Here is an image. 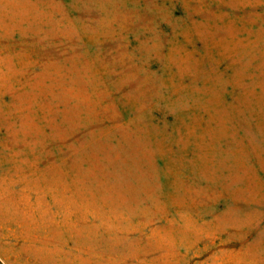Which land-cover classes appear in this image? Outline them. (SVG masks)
Returning <instances> with one entry per match:
<instances>
[{"label": "rangeland", "instance_id": "obj_1", "mask_svg": "<svg viewBox=\"0 0 264 264\" xmlns=\"http://www.w3.org/2000/svg\"><path fill=\"white\" fill-rule=\"evenodd\" d=\"M0 264H264V0H0Z\"/></svg>", "mask_w": 264, "mask_h": 264}]
</instances>
